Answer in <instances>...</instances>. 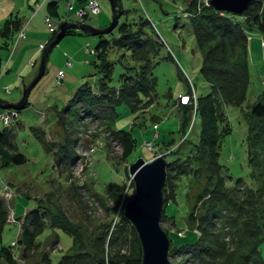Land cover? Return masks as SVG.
Returning <instances> with one entry per match:
<instances>
[{
  "label": "rangeland",
  "instance_id": "374dc122",
  "mask_svg": "<svg viewBox=\"0 0 264 264\" xmlns=\"http://www.w3.org/2000/svg\"><path fill=\"white\" fill-rule=\"evenodd\" d=\"M189 2L117 0L118 22L124 17L141 16L143 23L150 24L149 37L159 48V61L152 71L147 67L142 69L140 63L132 60L126 45L120 47L112 40L117 35L114 29L118 22L111 31L95 36L72 28L48 52L43 74L29 92L25 108L0 109L13 111L9 118L15 117L9 125H5L4 118L2 123L0 121V133L5 135L0 141L6 139L0 143V227L3 229L0 244L11 242L9 250L15 264H52L55 255L67 253L81 257L85 251L86 262L92 256H113L117 251L128 254L132 239L124 206L134 193L130 166L138 158L148 161L157 155L173 162L167 167V190L163 193L164 210L166 208L169 218L164 217L160 223L170 239L168 259L171 264H264L263 123L250 117L245 107L225 110L240 111L231 119L235 121L236 135L242 136L246 143L244 168L247 175L241 176L237 183H230L224 167L211 166L212 154L207 149L195 154L197 169L194 171L187 159L177 161L178 154L190 143L186 141L184 129L178 130L177 111L181 109L180 104H184L181 97L185 93L189 99L184 105L195 111L202 96L198 95L205 91L200 65L207 68L209 64H220L225 68L228 63L232 65L243 59L241 48L228 49L227 46L226 57L219 63L215 51L210 53L217 40L203 41L197 48L192 30L195 22L200 23L202 19L199 18L201 8L211 5L210 0H195V10L189 11ZM125 7L130 10L124 12ZM112 13L109 0H0V31L12 37L4 41L0 35L1 76L6 74V84L11 82L9 87L0 89V100L16 103L21 99L23 89L38 74L43 52L60 32L61 24L105 22L103 26L93 27L106 28L112 21ZM29 25L38 34L29 33ZM99 36L106 37L109 43L101 55L107 68L113 66L109 81L112 87L121 86L123 80L127 83L124 76L130 70L135 71L137 77L128 80L136 89H132L131 96L119 95V88L109 90L104 86L102 89L96 75L98 69L92 66L98 57ZM40 40L47 42L36 54L34 63L27 61L28 68L24 69L25 58L18 56L17 61L13 60L20 45L27 44L28 50H34ZM247 41L251 72L247 100L251 103L264 85V39L255 33ZM218 76V72L206 69L205 78L212 84L217 82ZM154 78L157 81L155 94L152 87L146 86ZM90 81L92 86H89ZM82 85L83 88H79ZM138 91L144 94L139 92L133 97ZM86 93H91L99 103L91 105ZM14 111H17L16 116ZM86 111H104V114L95 116ZM114 111L116 114L112 116ZM148 111L159 118L150 119ZM193 114H187L192 117L186 129ZM155 123L158 131L152 129ZM198 129L196 119L190 138L197 136ZM129 132L135 137L136 145ZM157 132L166 133L175 141L171 144V140L160 138L159 134L154 138L153 133ZM235 150L236 155L241 154ZM17 152L25 156V162L4 166L3 159ZM242 163L240 158H229L225 165L231 174L242 173ZM178 165L183 167L177 170ZM179 171L191 175H178ZM217 186L227 198L220 208H214V217L208 224V232L213 236L204 234L209 243L202 250L207 240L201 236L199 227L205 225L211 195ZM32 205L55 218L52 221L55 225L40 234L36 233L39 227L33 225L36 234L24 237L22 221L33 212ZM63 225L73 233L72 244L70 238L59 231ZM112 233L113 238L108 240ZM22 246L26 249L19 253ZM194 248L202 251L194 252ZM2 254L0 252V264H6Z\"/></svg>",
  "mask_w": 264,
  "mask_h": 264
},
{
  "label": "trees",
  "instance_id": "16d2710c",
  "mask_svg": "<svg viewBox=\"0 0 264 264\" xmlns=\"http://www.w3.org/2000/svg\"><path fill=\"white\" fill-rule=\"evenodd\" d=\"M189 5L190 7L187 10L189 11L195 10V0H190ZM123 10L124 12H126L130 9L125 7ZM199 13H200L199 18L202 19H200V23L195 22V28H193L192 30L195 38L194 42L197 48L203 45V41L215 42L217 40L216 45L212 46L210 53H212V51L213 52L215 51V55L219 58L218 60L219 63H221V61L226 57L225 51L227 46L228 49L241 48L243 53V59L241 62L236 61L232 65H229L228 63L227 66H225V68H222L220 64L219 65L209 64V66L207 65V68L216 71V74L217 72L219 73L217 82L213 84L209 82V80L207 81V79L205 78V72L207 68L205 66L200 65L199 72L201 78L205 83V91H203L200 94L197 93V95L199 94L198 97L200 95L202 96L199 97L200 100L199 103L197 104L195 111L193 107L191 108L184 104L183 105L180 104L181 109L180 111H177L179 114L178 128L180 130L184 129V133L187 134L186 141L190 142L189 145L186 146L180 154H178L177 161L179 162L180 160L187 159L194 171L197 169L196 160L194 159L195 154L197 152L198 153L201 152L202 149L204 150L207 149L209 150L208 153L212 154L211 156L212 159H210L211 166H215L216 168L224 167L228 171L230 183H234V182L237 183L240 179L243 178L241 176L247 175L246 170L244 168L246 164V163L244 164V158L246 155V143L242 140V136L236 135L237 130L235 127V121L231 119V116H235V113L236 112L238 113L240 111H225V110L228 107H229L228 110H232V109L240 110L242 107H245L248 110L245 112L248 113L250 117L254 119H258L264 125V85L262 84L261 86L262 91L256 95L254 101L248 103L247 100L249 94L248 83H250V78H251L247 39L250 35L255 33L260 35L264 39V0H256L251 5H249L246 10L238 14L227 11H216L211 6L202 7ZM195 16L196 15H194L193 17ZM142 21L144 22V18L141 16H138L136 19L131 17L125 19L124 17V19L118 22L117 27L114 29L117 31V35L113 37L112 40H114L117 45H120V47L126 45L125 47H127L128 50L131 51L129 53V56H132V60H134L137 63H140L141 64L140 67L142 69L147 67L150 71H152L153 66L157 64L159 61L157 57L159 48L153 45V42L149 37L148 29H150L149 26L150 24H145ZM138 22H140L141 24L139 25ZM4 32L5 31L3 30L0 31V35L4 38V41L6 40V38L8 39L12 38L9 37L7 33H6L7 37H5L6 35ZM144 37L146 38L144 39ZM147 38L150 39L151 41H149ZM146 40L148 41L146 42ZM107 41L108 40H106V37L104 36L98 37V45L96 46V49L98 50V57L92 63V66L98 69L96 75L100 78L99 80H101V87L103 89V87L105 86V89L108 88L109 90H117L119 88V92H120L119 95L127 94V96H131L130 94L134 90L136 91V89L135 87H133L134 85L131 83L132 81H130V83L128 84V80H131L130 78L132 77L133 78L137 77V75L135 76L136 74L135 71L130 70L129 72H127L128 74L124 76L127 80V83L125 82V80H123V84L115 88L109 84V81L111 80L110 69H113V66L112 68L111 67L107 68L108 66L106 65V61L105 59H103V56L101 55V53L104 50H106L105 47L109 44L107 43ZM263 57H264V41H263ZM98 61L100 63L99 65H98ZM104 67H106V69ZM1 71H2V62L0 58V76H1ZM91 81L89 86H92ZM156 82H157L156 78H154L153 80L148 81V84H146V86L148 85L153 88L151 91H154V94H155ZM94 83H96L97 86L99 85L97 81H95ZM85 85L88 86V83H86ZM146 86H140V88L147 89ZM79 88H83V85L80 86ZM132 89L134 90L132 91ZM139 92H142V94H144L143 91H138L137 93L134 92L133 97L136 94L138 95ZM189 92L190 89L188 93ZM86 95L90 96L91 98L90 104L92 103L91 105L96 106V104L99 103L97 99H93L94 96L91 93H86ZM185 96L188 95L185 93ZM86 112L95 116H97L98 113L100 115L104 114V111H86ZM142 112H146V111H142ZM148 112L151 113L150 119L152 116H156L153 115L152 111H148ZM193 112L194 114L190 122V126L187 127L186 129V125L189 123L192 117L191 116L189 118L187 114L188 113L191 114ZM115 114L116 112L114 111V114H112V116H114ZM196 119L199 122V129L197 132L196 130L194 131L196 132L197 136H194V138L192 139L190 138V134L193 131L191 130V128H193L194 125L196 124ZM153 125L155 126V129L158 127L157 123ZM240 128L241 127H239L238 129ZM121 131L126 132L127 130L125 131L124 129H121ZM165 135L161 137L171 140L172 142L171 144H173L175 139L171 138L168 135L167 136ZM2 136L5 135L0 133V139L2 138ZM129 136L133 141L135 140V137L130 132H129ZM4 142H6V139ZM4 142L2 140L0 141V143L2 144ZM136 142L137 141L135 140V145ZM153 148L155 149V147ZM220 150H222V152H220ZM234 150L235 152H240L241 154L236 155L234 153ZM0 153H1V147H0ZM220 157L222 158V161L220 160ZM229 158H240L243 160V163L240 166V170L242 171V173L232 172L231 174V171H229L228 166L225 165V162H227V159ZM3 160L6 161V163L4 162L3 164L4 166H17L23 164L26 158L22 153L17 152L9 157L4 158ZM167 163H168L167 167L173 165V162H167ZM181 167L183 166L178 165L177 170H180L179 168ZM166 172H167V168H166ZM179 174L180 175L186 174L187 176L191 175L189 172L186 173L182 171H179L178 175ZM217 187L214 188L211 195L212 196L210 199L211 208L207 216L205 217L206 218L205 225L199 227L201 228L200 229L202 231L201 236L204 238V240H207L205 239V235L213 236V233L211 234L210 232H208L209 231L208 224H210V219L214 217L215 214L214 208H220L221 207L220 204H222L224 199L227 198V196H225L223 192H221L220 187L219 186ZM162 190L163 193L167 190L166 179ZM31 208H33V212H31L28 215L26 220L22 221L21 228L24 237L35 235L36 233L40 234L42 231H50L52 229L51 226L55 225L54 222H52L55 218L48 216V213H44L45 210L39 209L37 206L36 207L33 206ZM163 208H164V204H163ZM2 216H4V214ZM168 216L169 214L168 215L166 214V208L165 210L163 209L161 221L163 220L164 217L169 218ZM33 225L35 226V228L39 227V229L37 230L38 232L35 233L36 229L33 227ZM127 226H129L130 228L129 237L130 239H132L131 250L129 251L128 254L117 251L116 255L114 254L113 256H101V257L92 256L91 260L86 262L84 260V257L87 254L85 251V253L81 254V257L77 256V254L70 255L67 253L60 256L55 255V260L50 262L52 264H141L142 247L140 244V240L137 236L134 227L131 226L130 223H128ZM63 227L64 228L61 229L57 228V229H59V231L60 230L63 231L70 238L72 244L74 241L73 233L69 231L66 225H63ZM30 229L33 230L30 231ZM2 231L3 229L0 227L1 234ZM113 234L114 233H112V235L109 234L108 240H110V238L111 239L113 238ZM100 241L103 242L104 240L100 239ZM0 243H1V235H0ZM22 243L23 241H20V244ZM204 243H205L204 246L201 247L202 250L203 248L206 249V246L208 245L207 243H209V241L207 240ZM10 244L9 245L0 244V252L3 253L2 256L6 264L7 263L15 264L16 263L15 257L9 250V247L11 246ZM97 246L101 247L100 244H98ZM24 249H26V246L20 247L19 253H23L22 251ZM198 249L194 248L195 250L194 252H196V250L200 252L202 251ZM72 250L73 249H71V251ZM24 257H26V255Z\"/></svg>",
  "mask_w": 264,
  "mask_h": 264
},
{
  "label": "water",
  "instance_id": "95a60500",
  "mask_svg": "<svg viewBox=\"0 0 264 264\" xmlns=\"http://www.w3.org/2000/svg\"><path fill=\"white\" fill-rule=\"evenodd\" d=\"M112 8V21L106 28H96L88 24L63 23L56 38L45 48L41 67L38 74L29 85L23 89L21 99L16 103H3L0 100V109L25 108L28 95L33 86L41 78L48 52L66 35V31L79 28L89 35H100L111 31L117 25L119 15L115 10L117 0H109ZM256 0H210V5L216 11L241 13ZM167 161L157 155L148 161L136 159L130 166L132 174L133 196L124 206V217L134 227L142 247L141 264H171L168 259L170 239L161 228L163 211V186L166 179Z\"/></svg>",
  "mask_w": 264,
  "mask_h": 264
},
{
  "label": "crops",
  "instance_id": "0c3cea01",
  "mask_svg": "<svg viewBox=\"0 0 264 264\" xmlns=\"http://www.w3.org/2000/svg\"><path fill=\"white\" fill-rule=\"evenodd\" d=\"M86 18V17H85ZM83 22L84 23H86V21L85 20H83ZM105 24V22L104 23H99V24H91L92 26H103ZM31 30H30V32L29 33H32L33 35H35V34H38V32H36V31H34V29L31 27V25H29L28 26ZM47 35V40H48V36H49V33H47L46 34ZM45 37V36H44ZM47 40H45V41H43V40H40L39 41V43H38V46L34 49V50H28L27 49V44H22V45H20L19 46V48H18V50H19V52H18V54L16 55V58H14L13 60H16L17 61V58H18V56L19 57H23V58H25L26 59V62H25V68L24 69H26V68H28V66L26 65L29 61H30V63H34L33 61H34V58H35V56H36V54H38L39 52H41V48L43 47V45L47 42ZM21 41V40H20ZM19 41V42H20ZM43 41V42H42ZM18 45H19V43H18ZM34 55V56H33ZM28 61V62H27ZM15 63V62H14ZM11 64V63H10ZM7 72H9L10 71V67H9V65H8V67H7ZM5 78H6V74H3L2 76H1V78H0V89L2 90L3 89V87H5V86H8L9 87V84L11 83V82H8L7 84H6V80H5ZM21 83H23L22 81H21ZM72 84V83H71ZM20 89H21V86L19 87ZM21 91V90H20ZM152 128H155L154 127V125H152ZM158 128H159V126L156 128L157 129V131H158ZM179 129V128H178ZM159 134V132H157V134L155 133V135H154V133H153V137H155L156 138V136ZM160 135V134H159ZM163 135H165V134H163ZM163 135H160V137L161 136H163ZM165 136H167V134L165 135ZM169 136V135H168ZM168 138V137H167Z\"/></svg>",
  "mask_w": 264,
  "mask_h": 264
},
{
  "label": "built area",
  "instance_id": "2783aa9c",
  "mask_svg": "<svg viewBox=\"0 0 264 264\" xmlns=\"http://www.w3.org/2000/svg\"><path fill=\"white\" fill-rule=\"evenodd\" d=\"M188 96H183L181 97V103H187V100H188ZM9 112V113H8ZM13 112V111H0V121L1 123L4 121L5 125H9L10 123H12L11 121H13L15 119V117L13 119H10L9 118V114ZM15 112V116L17 115V111H14ZM6 117V118H5ZM4 118V120L2 121L1 119ZM155 127V126H154ZM157 137V136H156ZM150 146V144H149Z\"/></svg>",
  "mask_w": 264,
  "mask_h": 264
}]
</instances>
